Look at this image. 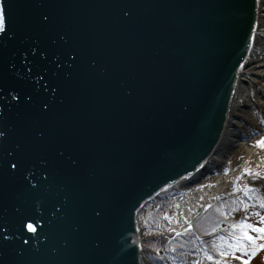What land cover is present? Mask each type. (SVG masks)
<instances>
[{"label": "water", "instance_id": "95a60500", "mask_svg": "<svg viewBox=\"0 0 264 264\" xmlns=\"http://www.w3.org/2000/svg\"><path fill=\"white\" fill-rule=\"evenodd\" d=\"M256 4L14 3L21 23L14 36L0 34V107L5 147L19 143L27 160L5 190L3 216L12 238L0 245V264H136L137 208L193 174L218 141L232 71L248 50ZM116 5H126L128 15ZM41 14L49 15L51 26L35 22ZM31 47L44 49L49 59L28 52L21 63V53ZM74 47L82 55L70 68L49 63L50 54L63 57ZM28 67L37 76L48 67L45 79L55 92L43 91L45 80L37 89L25 75ZM12 89L30 93L31 100L9 107ZM42 101L50 104L47 113L39 110ZM33 128H43L45 136L35 137ZM50 144L64 148L65 158L56 157ZM69 153L77 165L68 163ZM41 160L48 161L47 176ZM27 172L39 187L31 189L29 181L36 180L25 179ZM24 214L36 217L38 231L13 237Z\"/></svg>", "mask_w": 264, "mask_h": 264}, {"label": "bare ground", "instance_id": "6f19581e", "mask_svg": "<svg viewBox=\"0 0 264 264\" xmlns=\"http://www.w3.org/2000/svg\"><path fill=\"white\" fill-rule=\"evenodd\" d=\"M256 6L259 12L254 19L255 24L248 50L242 58H239V65L232 71L227 92V114L219 130L218 141L212 142L213 147L208 152L210 156L190 176L183 175L173 187L165 188L152 198L143 199L139 207L138 204L136 205V208L138 207L137 237L135 238L137 245L134 249L136 264H154L163 259L161 252L163 249L160 248L154 254H150V250L144 246L148 250L146 254L142 245L144 238L141 235L140 225L146 227L147 222L151 221L150 219H156L157 216L155 212L149 214L148 208L145 209L147 204H153L155 201L160 209L167 194L172 192L169 190H179L182 195L178 200L177 209L172 205L165 215L168 219L169 217L175 218L179 225L178 215L181 212L188 217L189 213L195 210L194 198H224L231 193L233 183L236 181L235 177L241 176L245 168H264V148L255 143L264 136V0H259ZM254 146L257 148H253ZM235 151L238 154L242 153L244 158L226 176L223 170ZM209 173L214 175L212 182L202 185L203 187L201 185L192 186ZM246 181L254 187L264 186L263 182H253L249 178H246ZM142 211H145L143 215L146 217L141 218Z\"/></svg>", "mask_w": 264, "mask_h": 264}, {"label": "snow or ice", "instance_id": "6c2138e0", "mask_svg": "<svg viewBox=\"0 0 264 264\" xmlns=\"http://www.w3.org/2000/svg\"><path fill=\"white\" fill-rule=\"evenodd\" d=\"M16 2L17 0H0V34H4L5 36L15 35L13 28L17 26L18 23H21L18 22L13 15V5ZM116 7L120 9L124 16L128 15V12L125 11L126 5H116ZM35 22L40 24L41 26L52 25V21L49 15L47 14H41ZM57 38L63 41L65 37L63 34H58ZM52 43L55 44L56 39H53ZM28 52H38L40 57H43L46 60L49 59V57L46 56L44 49L38 50L35 47H31L30 49L25 50V52L21 53V63H24L27 59L26 53ZM81 55V51L75 47L65 51L63 57H61V53L57 51L50 54L49 63L53 64L54 67L58 70L60 69L61 64H67L70 68L72 64H75L80 59ZM69 57L71 58V64L68 63ZM92 63L94 64L95 61L93 60ZM31 64L32 61L27 60V65L30 66ZM9 66L12 67V65ZM48 71V67H44L42 69L43 74L37 76L33 74L32 68L28 67V71L25 75L27 78L35 80V87L37 89L41 88L40 81L45 80L43 91L46 93L51 87L52 91L55 92V88L52 87V85L49 84L45 79V74H47ZM53 75H55V72L53 73ZM0 91H3V89L0 88ZM7 95L9 97V107H11V102L19 103L21 98H23L25 101L31 100L30 93H22L17 89L10 90ZM49 109L50 104L47 101H42L39 106V110L42 113H47ZM2 114L3 108L0 107V245L12 238L7 235L10 230L9 221L3 216V213L7 211V208H4L2 206L5 197V190L10 179L15 177L19 171L24 169L27 160L26 154L23 151H20L21 145L19 143L15 144V146L12 148L5 147V141L8 139V130L3 125ZM30 131L32 134H34L35 137L43 138L45 136V130L43 128H33L30 129ZM255 143L261 148H264V136L256 140ZM48 147L55 152L56 157L65 158L64 148L56 150L54 145L51 144L48 145ZM66 160L69 164L73 166L77 165V159L74 158L71 153H69V155L66 157ZM40 163L44 165L41 170L44 172L45 176H47L48 161L41 160ZM224 171L227 172L228 169L225 168ZM244 171L249 172L252 177V180L259 179L264 181V174H261L260 172H255L254 170H250L248 168H245ZM29 176L32 177V180H36V177L32 176L31 172H27L25 174V179H28ZM240 179L241 177L239 175L235 177V180ZM29 184L31 189H35L39 187L40 181L36 180V183H31V181H29ZM201 187L203 186L201 185ZM236 187L237 185L233 183V188L235 189ZM242 191H244L245 194L248 195V199H252L253 197H255L256 204L259 205L260 209H264V195L259 194L260 189L245 183L243 185ZM239 202L242 205L241 210L243 212V216L238 221L231 222V228L227 227V221L220 220L219 218H217V222L214 223L202 222L200 220H197L195 223H193L191 220H187L186 217L184 218L187 224L186 227H183L184 232H192L194 229L203 230L207 228L210 233H215L220 228L221 224L225 225V230L227 231V235L213 236L211 246H205V248L202 249L203 256H201L200 260H193L191 264H203V261L205 259L208 261H212L213 264H231V261L228 259V257H232V259L237 261H242V264H248V259H244L242 255H237V251H239L240 253H251L254 255L259 248H264V244H256V241L258 239H264V235L253 236L250 235L248 232V229H252L255 232L264 234V226L258 227L254 223H246L245 221L247 219V216L249 215L248 204L246 200H240ZM204 207L209 206L204 205ZM223 207L224 205H221L219 208L216 209V211L220 212L221 216H226L228 215V213L221 211V208ZM254 214L259 217L261 224L264 225V215H261L259 211H255ZM95 215L99 216L100 212L96 211ZM169 219H171V217H169ZM35 221L36 217L34 216L28 214L21 215L19 217L18 223L15 224V232H13L12 236L15 237L16 233H19L21 236L25 235L26 232L36 233L38 229ZM236 228H239V233L232 231V229ZM169 231H175V229H169ZM195 238L198 239V237ZM201 243H203V241H201ZM173 251H175V249H173ZM193 255H199V253H193ZM172 260L173 264H176L175 257H173ZM181 264H185V262L182 260Z\"/></svg>", "mask_w": 264, "mask_h": 264}, {"label": "rangeland", "instance_id": "374dc122", "mask_svg": "<svg viewBox=\"0 0 264 264\" xmlns=\"http://www.w3.org/2000/svg\"><path fill=\"white\" fill-rule=\"evenodd\" d=\"M258 12L259 11H257V9H256L255 17L257 16ZM253 29H254V27H253ZM253 148H257V146H254ZM236 151L234 153H232V155L228 159L227 164L225 165V168L228 169L227 172H225L223 170L224 175H226V176L229 173H231V171H232L231 168H235L237 163L241 159L244 158L242 153L238 154V153H236ZM250 170H254L255 172H260L261 174H264V168H253ZM240 177H241L240 180L235 181V184L237 185V187L235 189L232 187L231 193L228 194V196H226L224 198L217 197V198H215L214 201L211 199L209 200L208 198H204V197L194 198V200H196V201L193 200V203H195V206H196L195 211H194L196 213V215H195L196 217L194 216L196 218V220L195 221L193 220V223H195L197 220H200L202 222H208V223H211L213 221L217 222V218H219L220 220L227 221L228 222L227 227L231 228V222L238 221L239 219L242 218V216H243V212L241 210L242 207L238 211H236V210L234 211L235 216H231V215L226 216L227 220H224L223 216H221L220 212H217L216 209L219 208L221 205H224V207L221 208L222 212H226L227 209H229V212L233 211V208L231 206L226 205L223 202L235 199V201H234L235 205H241L239 202L240 200H246L247 201L249 215L247 216V219L245 221L246 223H248V222L254 223L258 227L264 226L261 224L259 217L254 214L255 211H259L261 215H264V209H260L259 205L256 204L255 197H253L252 199H248V195H246L245 192L242 191L243 185L247 182L246 178H249V180H252V177L249 174V172H246V171L243 174H241ZM213 179H214V175L209 173V174H206L205 176H203L202 179H200L199 181L195 182L192 186L197 187L199 185H207L209 182H212ZM252 181L257 182V183H260V182L264 183V181L259 180V179L258 180H252ZM256 188L260 189V193H259L260 195H264V186L259 185ZM169 191H174L178 195V197L176 199L177 202L175 205V208L177 209L178 200H179L180 196L182 195V193H180L179 190H172L171 189ZM249 195H251V194H249ZM174 197H176V196H174ZM209 201H211V202L213 201L212 205L213 204L214 205L213 206L210 205L209 207L203 208L204 204H206ZM147 208H148L147 211H149V214L152 212H155L159 216L158 219L157 218L156 219L155 218L150 219L151 221L147 222L146 227L143 225H140L141 226V235L144 238L143 244H142L143 247L144 246L147 247L150 250V254H154L160 248L163 249L161 251L162 256H163L162 261H160L159 263L154 262V264H165L163 261L164 259L167 260L166 261L167 264H173V260H172L173 257H175L176 264H181L182 260L185 262V264H191V262L193 260L199 261L201 256H203L202 249L205 248V246L210 247L211 243H212V237L217 236V235H213L214 233H210V231L207 228H205L203 230L194 229L192 232H184L183 231L180 235L185 236V238L183 240H177V238L180 235L177 237H176V235L174 236V233L172 231H169V229H173L172 227H169L170 222H168V224H166L167 221H169L168 218L165 216V214L167 212L161 211L160 209H158L157 202H155V201L153 204H147L145 209H147ZM144 212L142 211L140 213L141 218L146 217V215H143ZM209 212H210V215L208 214ZM181 214H182V212H181ZM181 214H179L178 216L179 217L181 216V218H182ZM189 215H192V214H189ZM176 229L183 230V227H178ZM232 231L239 233V228L232 229ZM248 232L250 235H252L251 232H254L253 236L264 235V234L255 232L252 229H248ZM216 233L218 234V236L227 235V231L225 230V225L221 224L220 228L216 231ZM174 237H176L175 240L177 243L172 242L171 239ZM195 237H198V239ZM206 237L209 239H207ZM201 241H203V243H201ZM256 244L257 245L264 244V239H258L256 241ZM145 247H144V249H145ZM173 249H175V251H173ZM144 251L146 252V254H148V250L145 249ZM193 253H199V255H193ZM181 254H183V255H181ZM237 255H242L244 257V259H248V264H264V248H259L255 252L254 255L251 253H240L239 251H237ZM178 258H180V259L178 260ZM228 259L231 261V264H242V261L234 260V259H232V257H228ZM150 262H152V261L150 260ZM203 264H213V262L205 259L203 261Z\"/></svg>", "mask_w": 264, "mask_h": 264}, {"label": "trees", "instance_id": "16d2710c", "mask_svg": "<svg viewBox=\"0 0 264 264\" xmlns=\"http://www.w3.org/2000/svg\"><path fill=\"white\" fill-rule=\"evenodd\" d=\"M175 196V193H169V194H167V196H166V198H165V201H164V203H163V205L160 207V210L161 211H165V212H169V210H170V207L173 205V203H174V197ZM234 201H235V199L234 200H229V201H224L223 203L224 204H226V205H229V206H231L232 208H233V211H231V212H229V209H227V213H228V215H231V216H235L234 215V211L236 210V211H238L242 206L241 205H235L234 204ZM209 215H210V212L208 213ZM228 215H226V216H228ZM226 216H223V219L224 220H227V218H226ZM156 218L158 219L159 218V216H158V214H157V216H156ZM230 218V217H229ZM169 221H167V223L166 224H168V222H170V224H169V227H172V228H174V227H176V224L174 223V221H171L170 219H168ZM215 221H213V222H211V223H214ZM252 233V235H254V232H251ZM213 235H217L218 236V234L215 232ZM179 236V235H178ZM185 238V236H183V235H180L178 238H177V240H183ZM176 237L175 238H173V239H171L172 240V242L173 243H175L176 242ZM207 239H209V238H207ZM177 243V242H176ZM169 254V253H168ZM180 258H178V260H179ZM164 261V263L165 264H167V260L166 259H164L163 260Z\"/></svg>", "mask_w": 264, "mask_h": 264}]
</instances>
